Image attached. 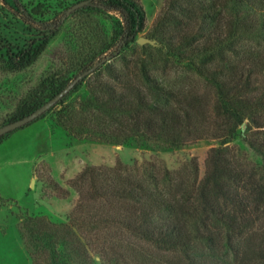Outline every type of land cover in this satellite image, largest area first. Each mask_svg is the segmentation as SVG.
Listing matches in <instances>:
<instances>
[{"label": "trees", "instance_id": "obj_1", "mask_svg": "<svg viewBox=\"0 0 264 264\" xmlns=\"http://www.w3.org/2000/svg\"><path fill=\"white\" fill-rule=\"evenodd\" d=\"M84 7L120 15L122 47L144 27L138 0H88ZM65 18L37 21L44 33L24 48H7L8 62L24 68L35 61ZM151 31L156 45L141 46L144 54L126 61L124 72L92 87L82 103L83 127L105 142L178 145L201 138L204 125L212 124V134L226 143L242 130L243 103L257 100L264 0H163ZM175 69L192 73L210 91L164 85L159 75ZM253 107L264 111L260 101ZM256 126L259 137L246 142L260 156L257 166L245 167L227 147H211L200 178L195 158L173 171L151 161L130 170L119 160L113 167H84L70 181L78 200L67 223L28 219L39 243L34 250L47 255L35 264H264V126Z\"/></svg>", "mask_w": 264, "mask_h": 264}, {"label": "rangeland", "instance_id": "obj_2", "mask_svg": "<svg viewBox=\"0 0 264 264\" xmlns=\"http://www.w3.org/2000/svg\"><path fill=\"white\" fill-rule=\"evenodd\" d=\"M18 1L21 7L12 0H0V126L40 106L103 58L109 60L83 77L43 115L0 137V264H35L40 257L47 261V255L34 250L39 243L35 241L34 221L28 219L67 223L78 200L70 181L84 167L108 168L119 160L130 170L135 162L144 166L151 161L173 171L187 168L190 159L195 158L200 178L211 147H227L245 167L258 165L260 156L246 141L259 137L261 127L256 123L264 126V111L256 112L253 107L259 101L264 106V70L253 79L257 100L250 97L243 103L242 130L236 128L224 144L212 134V124L204 125L206 132L201 138L178 145L141 138L105 142L83 127L88 116L82 103L92 96V87L100 81H111L114 71L124 72L126 61L144 54L141 46H153L136 39L159 38L151 31V24L163 0H138L144 11V27L126 47L118 44L121 18L114 11H95L84 7L86 4L67 14L68 8L82 0ZM20 8L36 22L62 14L66 17L38 58L24 68L8 62L6 49L24 48L44 31L36 22L24 21ZM167 73L158 76L164 85L184 84L200 95L210 91L192 73L180 69Z\"/></svg>", "mask_w": 264, "mask_h": 264}, {"label": "water", "instance_id": "obj_3", "mask_svg": "<svg viewBox=\"0 0 264 264\" xmlns=\"http://www.w3.org/2000/svg\"><path fill=\"white\" fill-rule=\"evenodd\" d=\"M88 3L87 0H82L79 1L77 3H74L70 8H68L67 10V14L70 13L71 11L86 5ZM136 42L140 43V44H144V43H149L151 45H156L157 41L156 39H149V38H138L136 39ZM109 60V58H103L102 60H100L99 62L95 63L93 66H91L90 68L84 70L83 72H81L80 74H78L67 86H65L60 92H58L55 96H53L51 99H49L48 101H46L44 104H42L40 107H38L37 109H35L33 112H31L30 114L17 119L13 122H9L3 126H0V137L3 134H6L10 131H13L21 126H24L28 123H30L31 121L35 120L36 118L40 117L41 115H43L46 111H48L53 105H55L60 99H62L73 87L74 85H76L83 77H85L86 75L92 73L93 71H95L100 65H102L103 63L107 62Z\"/></svg>", "mask_w": 264, "mask_h": 264}]
</instances>
